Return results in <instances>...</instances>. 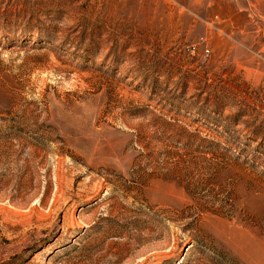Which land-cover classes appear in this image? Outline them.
I'll use <instances>...</instances> for the list:
<instances>
[{"label":"rangeland","instance_id":"rangeland-1","mask_svg":"<svg viewBox=\"0 0 264 264\" xmlns=\"http://www.w3.org/2000/svg\"><path fill=\"white\" fill-rule=\"evenodd\" d=\"M0 264H264V0H0Z\"/></svg>","mask_w":264,"mask_h":264}]
</instances>
